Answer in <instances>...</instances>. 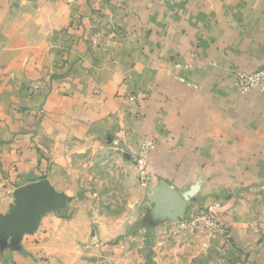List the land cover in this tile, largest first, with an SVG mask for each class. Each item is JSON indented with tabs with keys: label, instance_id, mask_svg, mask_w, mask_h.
Masks as SVG:
<instances>
[{
	"label": "crops",
	"instance_id": "obj_1",
	"mask_svg": "<svg viewBox=\"0 0 264 264\" xmlns=\"http://www.w3.org/2000/svg\"><path fill=\"white\" fill-rule=\"evenodd\" d=\"M262 66L264 0H0V264L41 263L12 216L44 134L154 139L142 231L219 203L210 264H264V91L232 74Z\"/></svg>",
	"mask_w": 264,
	"mask_h": 264
},
{
	"label": "rangeland",
	"instance_id": "obj_2",
	"mask_svg": "<svg viewBox=\"0 0 264 264\" xmlns=\"http://www.w3.org/2000/svg\"><path fill=\"white\" fill-rule=\"evenodd\" d=\"M37 144L45 167L40 181L56 200L39 204L31 223L22 221L20 236L37 249L40 264H210L215 258V237L176 232L187 212L167 234L142 231L147 183L120 143L49 141L44 134ZM217 253L221 260L226 251Z\"/></svg>",
	"mask_w": 264,
	"mask_h": 264
},
{
	"label": "built area",
	"instance_id": "obj_3",
	"mask_svg": "<svg viewBox=\"0 0 264 264\" xmlns=\"http://www.w3.org/2000/svg\"><path fill=\"white\" fill-rule=\"evenodd\" d=\"M235 84L241 95H246L253 90L264 91V66L252 73L234 70ZM155 149V140L145 138L139 143L134 156V162L138 174L143 181L147 182L149 159ZM221 206L214 203L203 211H193L183 216L176 222L177 233L206 232L211 237H221L228 242L231 239L229 230L221 217Z\"/></svg>",
	"mask_w": 264,
	"mask_h": 264
},
{
	"label": "water",
	"instance_id": "obj_4",
	"mask_svg": "<svg viewBox=\"0 0 264 264\" xmlns=\"http://www.w3.org/2000/svg\"><path fill=\"white\" fill-rule=\"evenodd\" d=\"M55 198L53 189L46 181L33 183L19 189L16 194V206L13 209L12 220L21 222V224L22 221L30 222L39 204H52L51 202L56 200Z\"/></svg>",
	"mask_w": 264,
	"mask_h": 264
}]
</instances>
